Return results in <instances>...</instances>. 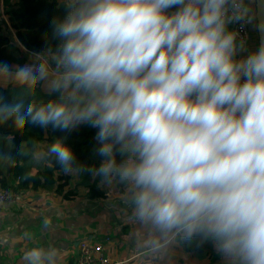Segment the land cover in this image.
<instances>
[{
    "label": "clouds",
    "instance_id": "9594fccd",
    "mask_svg": "<svg viewBox=\"0 0 264 264\" xmlns=\"http://www.w3.org/2000/svg\"><path fill=\"white\" fill-rule=\"evenodd\" d=\"M60 4L39 50L0 61V87L29 96L0 95V125L64 133L33 144L32 159L115 188L145 256L195 242L220 264H264V39L248 52L230 27L248 16L244 0ZM81 126L95 130L96 167L66 142ZM22 260L59 264L60 250L37 243Z\"/></svg>",
    "mask_w": 264,
    "mask_h": 264
},
{
    "label": "crops",
    "instance_id": "0c3cea01",
    "mask_svg": "<svg viewBox=\"0 0 264 264\" xmlns=\"http://www.w3.org/2000/svg\"><path fill=\"white\" fill-rule=\"evenodd\" d=\"M253 45H245L248 52ZM69 175L62 191L29 188L23 190L22 203H0V264H23V253L37 243L58 247L59 263L73 262L79 241L105 236L110 237L105 244L114 264H220L211 245L200 252L178 246L162 259L145 256L143 232L128 219L130 210L118 191L98 187L90 174Z\"/></svg>",
    "mask_w": 264,
    "mask_h": 264
},
{
    "label": "trees",
    "instance_id": "16d2710c",
    "mask_svg": "<svg viewBox=\"0 0 264 264\" xmlns=\"http://www.w3.org/2000/svg\"><path fill=\"white\" fill-rule=\"evenodd\" d=\"M6 8V9H5ZM64 9L60 0H4L5 20L0 21V61L10 64H23L28 57L24 49L39 50L44 43V34L51 32L50 21L57 16H62ZM24 90L22 97L25 102L29 99L25 89L13 85L0 87V95L8 102L19 100L17 91ZM36 95L47 98L42 89L36 90ZM95 130L81 126L69 135L66 141L72 148L78 160L85 162L90 167L99 165L100 160L95 156L93 140ZM64 133H53L50 129L26 127L22 132L9 125H0V152L10 151L14 157L11 166L0 162V187L28 190L52 187L62 191L70 175L65 174L61 168L49 162L37 163L28 151L33 144L39 149H46L56 137ZM25 146L26 154H19L17 150ZM50 185V186H49ZM209 245L197 248L195 242L187 245L191 251H202Z\"/></svg>",
    "mask_w": 264,
    "mask_h": 264
},
{
    "label": "built area",
    "instance_id": "2783aa9c",
    "mask_svg": "<svg viewBox=\"0 0 264 264\" xmlns=\"http://www.w3.org/2000/svg\"><path fill=\"white\" fill-rule=\"evenodd\" d=\"M4 0H0V12L2 18L5 20L3 14ZM244 4L249 8L248 16L244 21L231 25L238 32V40H243L245 45L249 42L257 47L256 29H255V9L254 0H244ZM250 20V22H249ZM25 201L23 190L14 188L0 187V203H17ZM110 240L109 236H105L98 240L83 239L78 242L77 257L73 262H62L59 264H114L109 257L107 246L105 242Z\"/></svg>",
    "mask_w": 264,
    "mask_h": 264
},
{
    "label": "water",
    "instance_id": "95a60500",
    "mask_svg": "<svg viewBox=\"0 0 264 264\" xmlns=\"http://www.w3.org/2000/svg\"><path fill=\"white\" fill-rule=\"evenodd\" d=\"M257 45L264 39V0H254ZM250 47V42L247 44Z\"/></svg>",
    "mask_w": 264,
    "mask_h": 264
},
{
    "label": "rangeland",
    "instance_id": "374dc122",
    "mask_svg": "<svg viewBox=\"0 0 264 264\" xmlns=\"http://www.w3.org/2000/svg\"><path fill=\"white\" fill-rule=\"evenodd\" d=\"M3 14H4V12H3ZM3 18H2V15H1V12H0V21L2 22L3 20H2ZM23 92H24V90H20V91H17V93H16V95H17V97L19 98V99H23L24 101H25V99L22 97V95H21V93L23 94ZM25 103H27V102H25ZM112 260V259H111ZM113 261V260H112Z\"/></svg>",
    "mask_w": 264,
    "mask_h": 264
}]
</instances>
